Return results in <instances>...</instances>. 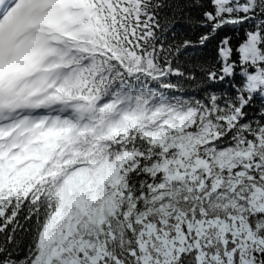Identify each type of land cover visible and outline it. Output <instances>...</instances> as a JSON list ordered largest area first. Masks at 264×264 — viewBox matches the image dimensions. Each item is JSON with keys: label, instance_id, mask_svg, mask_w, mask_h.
Instances as JSON below:
<instances>
[{"label": "snow or ice", "instance_id": "snow-or-ice-1", "mask_svg": "<svg viewBox=\"0 0 264 264\" xmlns=\"http://www.w3.org/2000/svg\"><path fill=\"white\" fill-rule=\"evenodd\" d=\"M0 264H264V0H0Z\"/></svg>", "mask_w": 264, "mask_h": 264}]
</instances>
